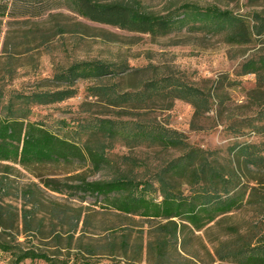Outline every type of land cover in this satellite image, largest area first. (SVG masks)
Segmentation results:
<instances>
[{"label":"rangeland","instance_id":"rangeland-1","mask_svg":"<svg viewBox=\"0 0 264 264\" xmlns=\"http://www.w3.org/2000/svg\"><path fill=\"white\" fill-rule=\"evenodd\" d=\"M98 4H123L140 12L163 15L183 4L199 8H217L238 15L252 30L247 44L237 45L226 40L225 33L184 27L162 37L129 32L98 24L79 17L63 6L35 18H0V90L5 94L46 91L57 88L53 76L73 63L97 61L112 66L117 73L99 80L75 83L73 98L49 106L32 107L33 121H42L55 132L74 130L86 119H131L156 123L182 134L185 142L203 151H214L219 164L230 167L229 147L236 143H259L263 137L250 131L245 120L254 118L264 109V85L254 74H241L242 65L251 58L264 56V0H93ZM178 13V12H177ZM195 26H198L196 24ZM173 78L198 89L207 98V109L195 111L179 100L158 99L145 105L110 106L91 95V88L107 86L117 93L136 92L150 79ZM65 122L64 130L59 122ZM76 137L75 135H73ZM84 140V137H76ZM178 150L127 147L116 141L106 149L110 166L94 172L83 165L0 164V178L5 182L0 194V208L13 212V217L0 220V234L23 242L20 210H37L34 224L42 225L40 235L29 245L41 249L51 247L53 228L61 229L63 240L76 214L81 221L74 234L69 254L75 252L77 241L92 244L99 251L110 240L113 226H126V221L100 213L89 207L91 199L81 203L65 191H53L46 181L76 184L79 179L106 180L117 172L136 180L146 179ZM238 173L246 186L248 201L239 211L219 217L199 232L185 231L184 250L178 249L179 264H230L221 262L216 250L236 249L245 244L264 242V173L245 168ZM178 189L186 192L181 183ZM17 214V218L14 216ZM88 218L83 227L82 220ZM133 238L137 235L133 234ZM27 246V245H26ZM65 242L60 247L64 248ZM62 254L67 251L61 249ZM52 251V250H51ZM98 264H123L120 258L103 255ZM7 256L0 253V264ZM23 264H43L40 261ZM139 264H146L144 261Z\"/></svg>","mask_w":264,"mask_h":264},{"label":"trees","instance_id":"trees-1","mask_svg":"<svg viewBox=\"0 0 264 264\" xmlns=\"http://www.w3.org/2000/svg\"><path fill=\"white\" fill-rule=\"evenodd\" d=\"M69 7L79 17L109 25L120 30L162 37L184 27L205 30L213 34L225 33L232 44L243 45L250 41L252 30L238 15L217 8H199L183 4L177 10L163 15L140 12L136 7L123 4H98L93 0H0V18H35L60 7ZM178 12V13H177ZM198 24V26H195ZM117 73L97 61L73 63L53 76L57 88L28 93L5 95L0 90V164L78 165L89 166L101 172L110 166L106 149L120 141L127 147H145L160 150H178V156L168 160L146 179L136 180L117 172L106 180L79 179L76 184L64 185L46 181L45 187L65 191L77 201L91 199L89 207L100 213L126 221V226H113L110 240L98 251L92 244L79 239L75 252L69 254L81 214L67 224L63 240L61 223L58 231L51 232V247L41 249L29 245L26 233L32 238L41 234L42 225L34 224L37 210L22 208L19 219L23 242L0 234V253L7 256L4 264H23L40 261L43 264H98L94 260L103 255L120 258L123 264H179L175 256L184 250V232H199L219 217L239 211L248 202L246 186L238 173L245 168L264 173V109L254 118L245 120L250 131L263 139L259 143H236L228 149L232 157L230 167L219 164L214 151L193 148L182 134L156 123L131 119L91 118L78 123L74 130L55 132L42 121H33L32 107L49 106L73 98L78 81L99 80ZM241 74H254L264 85V56L251 58L241 67ZM91 95L110 106L145 105L158 99L179 100L190 104L195 111L207 109V98L198 89L173 78L145 81L136 92L117 93L111 87L91 88ZM84 137L81 138L74 137ZM184 183L186 192L178 189ZM5 182L0 178V194ZM14 216L17 218V214ZM13 217V212L0 208V220ZM83 227L88 218L82 220ZM137 237L133 238L132 235ZM65 247L61 248V243ZM27 245V246H26ZM64 249L66 254L60 251ZM52 250V251H51ZM221 262L230 264H264V242L245 244L236 249L216 250ZM180 257V256H179ZM182 261H185L180 257Z\"/></svg>","mask_w":264,"mask_h":264}]
</instances>
